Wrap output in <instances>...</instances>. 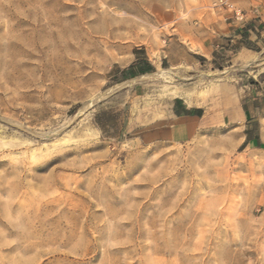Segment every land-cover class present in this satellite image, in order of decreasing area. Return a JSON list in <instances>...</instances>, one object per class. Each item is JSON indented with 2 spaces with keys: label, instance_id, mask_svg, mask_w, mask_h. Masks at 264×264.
I'll return each mask as SVG.
<instances>
[{
  "label": "rangeland",
  "instance_id": "1",
  "mask_svg": "<svg viewBox=\"0 0 264 264\" xmlns=\"http://www.w3.org/2000/svg\"><path fill=\"white\" fill-rule=\"evenodd\" d=\"M216 1L0 0V264H264L260 0Z\"/></svg>",
  "mask_w": 264,
  "mask_h": 264
},
{
  "label": "built area",
  "instance_id": "2",
  "mask_svg": "<svg viewBox=\"0 0 264 264\" xmlns=\"http://www.w3.org/2000/svg\"><path fill=\"white\" fill-rule=\"evenodd\" d=\"M213 8L221 12H229L232 15V18L236 21H243L245 19V15L243 14L242 10L237 8L229 0H217L213 4ZM253 11L254 13H258L257 8H255Z\"/></svg>",
  "mask_w": 264,
  "mask_h": 264
},
{
  "label": "crops",
  "instance_id": "3",
  "mask_svg": "<svg viewBox=\"0 0 264 264\" xmlns=\"http://www.w3.org/2000/svg\"><path fill=\"white\" fill-rule=\"evenodd\" d=\"M253 6L258 7L260 9L259 15L261 17V22H263V24H264V0L257 1V3L256 4L254 3ZM263 28H264V26H263ZM256 31H258V30H256ZM263 35H264V32L262 33L261 36H263ZM187 116H189V115H187Z\"/></svg>",
  "mask_w": 264,
  "mask_h": 264
},
{
  "label": "trees",
  "instance_id": "4",
  "mask_svg": "<svg viewBox=\"0 0 264 264\" xmlns=\"http://www.w3.org/2000/svg\"><path fill=\"white\" fill-rule=\"evenodd\" d=\"M137 65H138V64H137ZM147 65H148V66L145 67V68L141 67V68L138 70V73H139V74H144V73H146V72H149V69H151V66H150L149 64H147ZM133 67H134V66H130L129 69H133ZM133 76H134V75H133ZM184 114H185V115H188V112L185 111ZM246 140H247V141L251 140V137H250V135H249L248 133H247V138H246Z\"/></svg>",
  "mask_w": 264,
  "mask_h": 264
},
{
  "label": "bare ground",
  "instance_id": "5",
  "mask_svg": "<svg viewBox=\"0 0 264 264\" xmlns=\"http://www.w3.org/2000/svg\"><path fill=\"white\" fill-rule=\"evenodd\" d=\"M187 100V99H186ZM188 102V101H187Z\"/></svg>",
  "mask_w": 264,
  "mask_h": 264
}]
</instances>
